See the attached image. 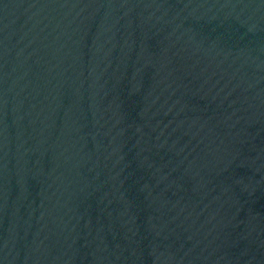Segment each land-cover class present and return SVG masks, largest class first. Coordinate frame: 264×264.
<instances>
[{"label":"water","instance_id":"water-1","mask_svg":"<svg viewBox=\"0 0 264 264\" xmlns=\"http://www.w3.org/2000/svg\"><path fill=\"white\" fill-rule=\"evenodd\" d=\"M0 264H264V0H0Z\"/></svg>","mask_w":264,"mask_h":264}]
</instances>
